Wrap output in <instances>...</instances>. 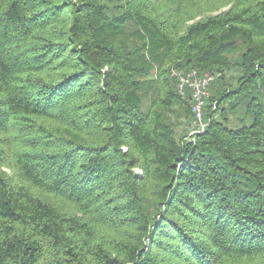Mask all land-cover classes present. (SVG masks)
I'll return each instance as SVG.
<instances>
[{
  "label": "trees",
  "instance_id": "16d2710c",
  "mask_svg": "<svg viewBox=\"0 0 264 264\" xmlns=\"http://www.w3.org/2000/svg\"><path fill=\"white\" fill-rule=\"evenodd\" d=\"M0 264H264V0H0Z\"/></svg>",
  "mask_w": 264,
  "mask_h": 264
},
{
  "label": "built area",
  "instance_id": "2783aa9c",
  "mask_svg": "<svg viewBox=\"0 0 264 264\" xmlns=\"http://www.w3.org/2000/svg\"><path fill=\"white\" fill-rule=\"evenodd\" d=\"M222 75L221 72L200 73L197 70H172L171 78L176 81L179 96L190 102L192 122L189 141H195L198 135L207 130L210 122L206 118V107L211 97L210 87ZM213 109H217L216 104Z\"/></svg>",
  "mask_w": 264,
  "mask_h": 264
},
{
  "label": "rangeland",
  "instance_id": "374dc122",
  "mask_svg": "<svg viewBox=\"0 0 264 264\" xmlns=\"http://www.w3.org/2000/svg\"><path fill=\"white\" fill-rule=\"evenodd\" d=\"M226 75H228V74H226ZM238 75H239V73H237L236 71L233 70L231 73H229V77L227 78L226 82L235 85L236 78ZM234 118H235V116L230 117L231 120H233ZM184 129H185L184 126H182L179 130L183 131ZM137 172H139V171H137Z\"/></svg>",
  "mask_w": 264,
  "mask_h": 264
}]
</instances>
